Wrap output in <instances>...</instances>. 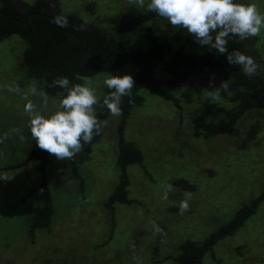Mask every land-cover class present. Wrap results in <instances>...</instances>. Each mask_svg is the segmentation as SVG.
I'll return each instance as SVG.
<instances>
[{
	"label": "rangeland",
	"instance_id": "obj_1",
	"mask_svg": "<svg viewBox=\"0 0 264 264\" xmlns=\"http://www.w3.org/2000/svg\"><path fill=\"white\" fill-rule=\"evenodd\" d=\"M62 1L67 9H83L81 0ZM135 2L87 0L100 4L102 16ZM249 2L257 3L264 12V0ZM255 37L264 60V30ZM26 46L27 41L18 35L0 40V172L10 178L0 181V264H179L166 257L178 255L187 239L205 240L264 192V108L248 110L231 133L194 138L192 118L203 111L202 98L207 96L190 87L166 88L159 75L161 86L178 97L183 108L173 100L142 91L144 102L132 111L125 130L145 155L143 164L128 166L129 195L138 201L116 204L112 238L107 242L113 222L105 202L120 179V115L110 114L102 135L90 144L91 150L83 148L76 156L81 177L74 173L72 160L48 155L46 180L55 214L51 230L37 229L33 241L28 235L31 218L47 195L46 188L39 186L41 164L31 160L19 167L9 166L26 160L33 141L25 104L31 101L41 112H50L59 98L48 97L37 79L27 77L23 64ZM124 68L91 77L97 92L109 73L134 74L137 70L136 65ZM157 69L159 72L160 66ZM204 117L209 122L221 118L214 114ZM179 178L196 185L193 192H185L191 198L183 215L170 206L179 205L184 192L174 188L167 200L162 199L165 185H174ZM153 221L162 233L153 230ZM203 264H264V200L243 227L206 254Z\"/></svg>",
	"mask_w": 264,
	"mask_h": 264
},
{
	"label": "trees",
	"instance_id": "obj_2",
	"mask_svg": "<svg viewBox=\"0 0 264 264\" xmlns=\"http://www.w3.org/2000/svg\"><path fill=\"white\" fill-rule=\"evenodd\" d=\"M135 1V5L125 10H111L114 13L102 16L97 6L100 4L87 3V0H81L83 9L79 6V9H67L62 0L58 3L54 0H35L33 3L0 0V40L18 35L27 41L23 52L26 75L37 79L48 97L58 98L57 94L62 89L50 85L60 76L66 75L78 83L80 81L75 80L77 73L91 78L100 72L137 66L134 74L124 73L132 75L134 87L132 96L124 98L117 125L120 179L105 202L113 222L107 242L112 238L117 224L116 204L138 201L129 195L128 166L143 164L145 155L135 140L127 138L125 130L132 111L144 102L143 90L173 100L178 108H183L180 99L165 87H190L199 95H204V88L219 87L228 80L230 94L222 91L220 102L202 98L203 111L192 118L194 138L208 139L231 133L248 110L264 108V71L255 76H246L240 66L228 63L227 53L218 54L215 49L199 45L185 29L173 27L165 18L147 11L146 7L139 6L138 0ZM61 13L68 18L67 27H58L51 22L55 15ZM227 47L229 52L239 50L253 56L264 67L257 37L244 41L232 38ZM159 75L164 78L165 87L161 86ZM108 91L104 84L98 87L97 94L101 101ZM204 114L219 115L221 118L219 122H209ZM97 115L105 120L110 113L107 108H103L98 109ZM32 140L26 160L9 168L19 167L31 160H38L41 164L42 179L39 186L46 188L47 195L45 203L31 218L28 235L34 241L37 229L51 230L55 206L46 180L49 153L37 147L35 140ZM84 149L90 151L91 146L85 145ZM72 161L74 173L81 177L76 157ZM174 182V188L184 194L196 188L190 179L179 178ZM263 200L264 192L242 206L232 220L213 231L205 240L187 239L181 244L178 255L166 258L172 257L179 264H203L206 254L220 240L243 227ZM170 209L179 212V205L170 206Z\"/></svg>",
	"mask_w": 264,
	"mask_h": 264
},
{
	"label": "clouds",
	"instance_id": "obj_3",
	"mask_svg": "<svg viewBox=\"0 0 264 264\" xmlns=\"http://www.w3.org/2000/svg\"><path fill=\"white\" fill-rule=\"evenodd\" d=\"M138 4L165 18L173 27L185 29L199 45L215 49L218 54L227 53L228 63L240 66L246 76H255L264 71L253 56L239 50L229 52L227 47L232 38L244 41L264 30V12L257 3L249 0H138ZM51 22L58 27L68 26V18L62 13L55 15ZM75 80L80 82H73L64 75L52 81L51 87L62 89L57 94L59 102L53 111L41 112L31 101L24 108L29 116L30 135L36 146L54 155L57 160H72L85 145H90L102 135L108 121L98 117V109L107 108L111 115H120L124 98L132 96L134 87L131 74L109 73L103 80L109 91L101 101L89 76L77 73ZM222 91L230 94L228 80L219 87L204 88L203 94L212 102H220ZM8 179L6 173L0 172V181ZM173 190V184H166L162 199L167 200ZM190 198L191 193H186L179 202L181 215L189 210ZM152 227L156 233L163 232L155 221Z\"/></svg>",
	"mask_w": 264,
	"mask_h": 264
}]
</instances>
